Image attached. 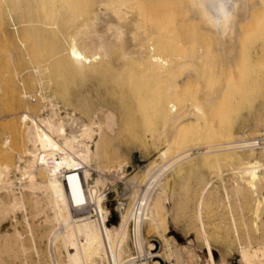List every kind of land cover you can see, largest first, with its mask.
Masks as SVG:
<instances>
[{"label":"bare ground","instance_id":"1","mask_svg":"<svg viewBox=\"0 0 264 264\" xmlns=\"http://www.w3.org/2000/svg\"><path fill=\"white\" fill-rule=\"evenodd\" d=\"M182 2L185 0H0V38L8 34L6 27L11 22L15 33L20 31L22 39L49 42V50L35 48L31 53L34 59L44 63L45 71H52L49 82L56 88H42L40 80L36 81V94L40 101L46 102L41 108L45 113L32 119L24 116L27 120L21 151L24 156L17 154V164L0 168V264H104L107 242L109 264H149L153 256L160 258L161 255L152 254L153 245L146 243L143 221L163 240L162 256L169 264H182L181 261L184 264L183 259L193 264L189 251L183 253L174 249L171 238L159 233V228L164 230V216L169 210L164 204L168 189L166 179L180 175V169L192 156V151L201 156L202 163L215 166V177H221L222 168L229 167L234 176L228 186L222 183V196L229 209L232 200L233 208L242 213L248 210L253 217L252 238L258 242L264 240V164L256 158L264 154V148L257 151L253 138L232 141L231 134L226 132V123L222 122L232 106L228 98L232 94L226 92L232 85L229 83L228 86L230 78L226 79L227 74L224 78V71L229 69L226 72L231 73L234 68L241 67L246 54L250 66L253 62L256 66L258 62L253 60L261 53L264 56V0H186L187 5ZM169 18L174 23V18L185 19L189 31L194 32L193 43L182 52L185 58L176 54L187 41L182 44L173 42L171 32L174 28L173 24L169 26L172 21L169 22ZM198 20L204 23L207 38L212 32L211 35H217L218 38H214L221 42L218 45L217 40L218 46L216 41L215 45L213 42L216 48L212 49L216 52L211 50L217 61L211 55L213 59L210 61L207 57L209 61H205L212 64L215 60L218 68L213 75L203 77L199 69L205 60L204 49L198 39L204 32L197 28ZM222 27L228 30L225 38L218 35ZM236 33H240L241 45L247 42L248 53L242 51L244 46L239 47L242 52L237 49ZM261 59L264 58L261 56ZM38 70L37 66L33 67L36 74ZM184 71L194 72V76L199 74L200 80H210L207 84L210 89L206 85L207 97L205 93L204 96L201 94L202 99L200 93L198 97L194 92L203 101L195 98L193 90L190 93L188 85H184L188 80ZM183 75L187 80L181 91L177 83L179 86ZM100 76H103L104 83L108 80L106 90L121 105V117L122 114L142 115L148 121L151 116L160 126L150 136L156 157L143 169L141 183L144 185L140 187L143 190L139 194L134 188L127 194V207L117 206L119 222L109 228L99 214L100 194L105 181L95 176L93 169L101 172L102 141L106 139L103 131L107 130L110 135L116 133L115 112H103L102 121L96 114L88 122L69 113L62 118L53 100L57 95L65 100L68 87L76 88L87 79ZM211 81L216 83L213 85ZM157 84H160L159 91H156ZM184 86L190 93L185 91V96L181 94ZM43 91L49 94L44 95ZM9 93L13 101L29 97L25 90L19 95L14 91ZM187 93L194 96L191 98H195L194 101L186 98ZM226 93L228 96L224 97ZM222 107L229 109L225 111ZM25 109L27 113L31 111L29 107ZM215 110L227 113L214 116ZM188 143L193 148L184 146ZM201 149H205L204 152ZM237 150H242L246 158L235 162L231 157ZM150 184H153L150 192L143 197ZM199 194L196 219L206 242L207 259L204 263L216 264L205 238L204 197ZM218 195L215 193V197ZM80 208L87 211L77 214L75 211ZM17 213H21L23 230L18 228ZM30 213L35 220L33 224L29 223L32 218L28 220ZM106 215H110L108 209ZM132 226L136 254H132L128 243L129 232L132 242ZM239 247L240 264H264V249L258 243L252 245L249 242ZM198 257L204 260L201 253Z\"/></svg>","mask_w":264,"mask_h":264},{"label":"rangeland","instance_id":"2","mask_svg":"<svg viewBox=\"0 0 264 264\" xmlns=\"http://www.w3.org/2000/svg\"><path fill=\"white\" fill-rule=\"evenodd\" d=\"M185 2L182 3L187 5L188 2ZM178 19L179 18H174V23L173 19L169 18V22L171 20L172 21L168 24H170V27L173 26L172 29L174 28V30H172L171 32V38H173V42L177 41V43L179 42L182 44V42L187 41V43H183V45H181L184 46L186 44L183 48H179L182 51L179 50L180 53L177 52L176 54L182 55V52H185L188 49L189 44L191 45L193 43L194 38H192V36H194V32L189 31V26H187L189 23L183 21L185 19ZM14 22H17L15 18ZM200 22L201 20H198V22H196L197 28L199 27L198 29H202V32H204V34H202L201 37L199 36V39H197L202 44V47L204 49V62L209 61L207 59H210L211 61V59H213L212 57L215 58V54L211 51H214V49L212 48H216L213 47L215 45V41L216 45L218 42V45H220L221 42L217 39V35H214L217 38H214V36L211 35L214 34L212 32L209 33L210 35L207 38L208 35L205 36L208 33L205 30L206 27L203 22H201L202 25ZM7 24L8 26L6 27V29L8 31V34L3 36L1 35L2 38H0V168L17 164L16 155H22L21 151H23L24 148L23 128L27 122V120H24V116H28L32 119L33 117H42L45 113L41 111V108L46 105V102L40 101L38 95L36 94V81L38 79L40 80L42 88H48L50 90L56 89L54 83L52 84L51 82H49L52 79V71H45L43 67L44 63H41V60L39 59H34V55L31 53L35 50V48H38L40 50L43 49L45 51L49 50V42L43 41L41 39H22L20 31L18 30L19 33L16 34L13 30V27L11 26V22H8ZM171 24L173 25L171 26ZM178 24L181 26L179 27ZM174 32L176 33V35ZM239 34L240 33H236V36L238 37V39L235 38V43L236 45H238L236 47L240 50L241 46H244L243 49L241 48L242 51L244 50L245 53H248L249 50L247 49V47L249 48V46L247 45V42H245V44L243 45H241L242 43L240 44ZM218 35L225 38L228 35V30L222 27V29H220V31L218 32ZM211 52L214 55H212ZM174 53H176V51ZM246 55L241 67H237V70H235L236 68H234L231 73L226 72H229V69L225 70L223 73L225 75L224 78L229 75L226 78H230L227 81L228 86H230V84L232 85V89L230 87H228L230 88V90H227L228 88L226 89L227 93H229L230 91L232 94H229L230 97H228L230 98L229 100L232 101V106L230 104V109H225L224 107H222L225 109V111L229 109L227 111L230 112L227 113L224 111L227 114L222 112L223 115H227L226 118H223L222 122L224 124L226 123V132L229 131L228 133L231 134L229 135V138L231 137L232 141H240L246 138H253L258 140L260 137L264 136V59H261V56L263 58L264 56L261 53V55L258 56L261 61H259L260 59L258 60V58H256V60H253L258 62L256 66L254 65L256 62H253L254 66H250L248 63L249 61H247ZM182 57L185 58V55H182ZM214 61L212 62V64H210L211 62L204 63L202 61V63L200 64L201 69H199L200 73L201 70L203 72V74H201L202 77L203 75H210L213 71L215 72V69H217L219 65L216 67L217 62L214 63ZM35 66L39 68V72L37 74L33 71V67ZM185 72H187L188 75H186L187 73L185 74ZM189 72L184 71V75L188 78V80L183 75V77H181L182 84L180 83V85L178 86L177 83L178 89L181 90L183 88V82L187 80L186 82L188 83L185 82L184 85H188V90L190 93H198V97L199 93L200 97L201 94H203L204 96L205 93L206 95L208 91L206 87L209 85L210 80L207 82L201 77L200 78L202 80H200L198 78L199 74H197V76H194L192 75L195 74L194 72ZM213 74L214 73H212V75ZM183 78H185L184 81ZM107 81L108 80H106L104 83L103 76L87 79L82 84L76 86V88L68 87L65 95V100L60 99L58 95L57 98L55 97L53 100L55 103H57V106L59 108V116L62 118L66 115V113H69L74 114L75 117L80 120L88 122L96 114V116L99 115L97 118L102 121L101 116L103 112H115L112 113L115 115L117 127H115L114 129L116 133L114 135H110V132H108L107 130L103 131L106 139L103 138L105 140L102 141V148L104 147V149L101 152L103 156V164H101L100 168L101 172L93 169L94 175L100 177L105 181L103 192H101L102 194H100V197L102 198V204L99 207V214L104 220L106 227L109 228L111 225L115 226L119 222L120 214L117 210V206L120 205L122 208L127 207L129 201L127 194L133 191L134 188L138 189L139 194L140 191L143 190L142 188H140L144 185V183H141L144 174L143 169L156 157V149L150 142V136L154 131L159 130L160 126L157 119L155 117L154 119H152L150 118L151 116L148 117V121L146 120L147 117H143L145 119L144 120L142 118V115L128 116L122 114L121 117V105L117 103V99L115 98V96L106 90ZM215 83L216 82H214V84ZM212 84L210 83V85ZM190 85H194L191 86L194 88H191ZM157 86L158 88L156 87V91H159L160 84H157ZM208 87L210 89V86ZM186 89L187 86L186 88L184 86V91L183 93H181L183 96H185V91L188 92ZM23 90H25L29 97L20 99L19 101L11 100L9 95L10 91H14L16 95H19ZM188 93L186 98L188 99L190 97L189 101H194V99L197 98V95L194 93L195 98L191 99L194 96H190L188 95ZM43 94L48 95L49 93L47 91H43ZM207 95L205 97H207ZM225 96H228V94L224 95V97ZM201 98L204 99L203 97ZM199 101L203 100L199 99ZM219 101H217V103ZM227 101L225 102V104L227 103ZM221 102H219L220 105L222 104ZM229 102L227 105L228 107H230ZM24 104L28 105L24 106ZM82 105L83 108H81ZM27 107H29L31 110L29 111V113H27L25 109ZM73 108L76 109L75 112L72 111ZM217 108L219 109V107ZM217 110H215V112L213 113L214 116H217V114L218 116H223L222 113H220V111L218 112ZM143 121L145 122V124H143ZM147 123L148 125H146ZM227 123L228 125H230V127L227 125ZM186 124H189V122H187ZM4 141H6V145H4ZM6 146L8 147L6 148ZM184 146L193 148L191 143L184 144ZM263 146V144L259 145L255 149L260 150L261 148H264ZM204 150L205 149H201V152H204ZM191 155L192 156L186 160V164H184V166L180 169V175L168 177L166 179L168 189L165 200L166 202H164V204L167 207V210L169 209V212L167 211L166 215L164 216L165 220L163 221V227L165 228L162 227V229L164 230H161V228H159V233L160 235H163L167 238L169 237V239L171 238L170 240L174 249H178L183 253L184 250L189 251L193 256V264H203L205 259H207L205 247L206 242H204L205 240L203 238V235H201L198 227L199 222L196 219V202L198 196L200 195L199 193H201L204 197L202 219L206 232L205 238L208 242L207 244H209L212 249L213 258L216 264H240V257L238 254V251L240 249L239 246L242 247L250 242L252 245H257L258 243V246L264 249V240L258 242L256 240L254 241V239L252 238V236L254 235V227L252 226L253 217L249 214L248 210H245L242 213L240 210L233 208L232 200L230 201L231 209H229L227 200L222 196V183L224 182V184L228 186L230 178L234 176L233 173H231V171L229 170V167L227 166L222 168V178L215 177L216 168L213 164L202 163L200 161L201 156L196 155L195 151H192ZM23 156L24 155H22L21 157ZM231 158L236 162L239 159H245L246 156L244 152H242V150H237L236 154ZM256 158L264 164V154L256 156ZM152 186L153 184L147 186L143 197H145L150 192ZM215 187L216 190H213V188ZM202 191L204 192L202 193ZM209 193H211L210 196L208 195ZM215 193H218L219 195L215 197ZM168 198L172 199L170 200ZM107 209L110 212V215H106ZM77 210L75 211L77 214L85 213V211H87V209L83 210V208H80L81 211L79 209ZM16 216L19 223L18 228H22L23 230L24 225L20 219L21 213H17ZM30 216H32L31 213L28 216V220L32 218ZM139 216L137 218L138 220L140 219ZM32 221L35 222V220H33L32 218L31 221L29 220V223L33 224ZM131 224L132 222L129 224V231ZM257 224L259 225V227H261L260 222H257ZM150 228L151 227L146 225V222H142V229L146 243L153 245V250L151 251L152 254L161 255V257L159 258L153 256L150 259L149 264H154L155 262H157V264H169L168 261L162 256V252L164 251L163 240L161 239V237H157L158 235L156 234V232H154V230ZM234 230L236 231V233ZM128 243L132 254H136L134 245H132V242H130V232ZM198 253H201L203 255V261L199 259ZM183 261L186 262L184 264H188L186 260L183 259ZM103 262L104 264H109L108 242L105 246ZM181 263L183 264L182 261Z\"/></svg>","mask_w":264,"mask_h":264},{"label":"built area","instance_id":"3","mask_svg":"<svg viewBox=\"0 0 264 264\" xmlns=\"http://www.w3.org/2000/svg\"><path fill=\"white\" fill-rule=\"evenodd\" d=\"M264 143V136L260 137L258 140H256V142L254 143L255 146H259V145H262ZM131 235H132V244L134 245V229H133V226L131 228ZM151 264V263H150Z\"/></svg>","mask_w":264,"mask_h":264}]
</instances>
